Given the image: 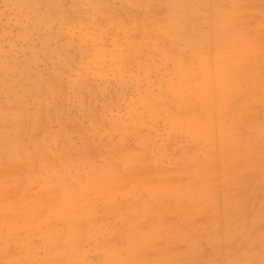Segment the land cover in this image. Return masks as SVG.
Here are the masks:
<instances>
[{
  "label": "bare ground",
  "instance_id": "bare-ground-1",
  "mask_svg": "<svg viewBox=\"0 0 264 264\" xmlns=\"http://www.w3.org/2000/svg\"><path fill=\"white\" fill-rule=\"evenodd\" d=\"M52 1L0 31V264L5 239L28 264H264V197L229 215L264 182V0Z\"/></svg>",
  "mask_w": 264,
  "mask_h": 264
},
{
  "label": "rangeland",
  "instance_id": "rangeland-1",
  "mask_svg": "<svg viewBox=\"0 0 264 264\" xmlns=\"http://www.w3.org/2000/svg\"><path fill=\"white\" fill-rule=\"evenodd\" d=\"M49 1L50 0H0V31H2V28H15V25H13V24H17L18 26L22 25V26H25L26 28H42L37 23L33 22V19L31 17H29V15H30V13H33L35 15L42 13L44 11L45 5ZM69 1L70 0H53L52 4L55 3L57 6V4L60 2L66 3ZM81 1H82V3L86 2V0H81ZM131 2H132L131 6L125 7V8H127L128 12H130V8L134 7V5H135L134 1H131ZM115 6L119 10V4H115ZM128 7H129V9H128ZM58 14L61 15L62 13H58ZM253 20H254V22L256 21L255 16H254ZM124 21H126V20H124ZM249 26H250V24H249ZM9 47H11V42L3 40L1 43V48H0L1 54L6 55L9 51ZM18 51H19V53H21L20 48L18 49ZM73 55H76V54H73ZM113 95H114V89L110 88L108 91H106V94L104 96L99 97L97 99L98 107H101L102 105H104L105 100L113 97ZM78 98H79L81 104L87 105L89 98L86 94L82 93V94H80V96L78 95L77 99ZM73 99L74 98H72V100ZM162 128H163V123H160L159 124V130H161ZM163 135H167V134L163 132L161 135H159L156 138V142L154 144L155 152L157 150L160 151L162 149H166V152L168 153L169 157L172 160H174L176 158L183 159L185 154H191L192 152H194L196 150V145L193 142H191L189 139L180 138L178 136L176 138L172 134H169L167 138H164ZM72 140L74 141V144L76 146L79 145L78 140L76 139L75 135L72 138ZM182 146L184 147V149H182ZM255 192L251 193L248 190L245 194L247 197L246 204L243 207H238V209H236L234 213L229 211V215L230 216L234 215V218L240 217V219L243 220V222L247 221L250 209L252 207L257 208L258 204L262 202V198L264 197V182L261 183L260 190L257 193H255ZM130 201H131V199H130ZM196 202L198 204V201H196ZM182 203L183 204L185 203L186 205H188V202L186 200L183 201ZM163 205L168 206V211L165 214L166 215L165 217H166V219L171 221L172 217H174L173 213L175 211L173 202L171 200L165 199V200H162V202L160 204V206H163ZM210 210L211 209H208L205 213H203L202 215H200L198 217V220H200V221H207L205 224H203L204 226H208V224H209L208 218L210 217V215L212 213ZM244 213H245V218H244ZM259 215H262V214L260 213ZM263 216H264V214H263ZM227 218L231 219L228 216H227ZM243 227H244V223H242L240 228H243ZM1 234H2V238H4L5 237V230H2ZM5 241H7V243L10 244V247H11L10 254L12 257H14V260H16V262L18 264H28V262L24 261L23 257H21V255L23 253H20L16 249H14V246L12 245L13 240L5 239ZM34 241L37 242V239L34 238ZM0 242H3V239L0 240ZM95 243L97 245H99V243H100L99 237L97 238ZM86 249L88 250V259H93L95 254H98V251L95 248L94 243L88 244Z\"/></svg>",
  "mask_w": 264,
  "mask_h": 264
}]
</instances>
